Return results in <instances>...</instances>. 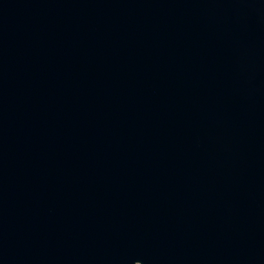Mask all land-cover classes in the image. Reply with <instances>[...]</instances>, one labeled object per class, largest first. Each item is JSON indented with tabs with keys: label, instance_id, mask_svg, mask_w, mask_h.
Wrapping results in <instances>:
<instances>
[{
	"label": "water",
	"instance_id": "95a60500",
	"mask_svg": "<svg viewBox=\"0 0 264 264\" xmlns=\"http://www.w3.org/2000/svg\"><path fill=\"white\" fill-rule=\"evenodd\" d=\"M0 264H264V0H0Z\"/></svg>",
	"mask_w": 264,
	"mask_h": 264
}]
</instances>
